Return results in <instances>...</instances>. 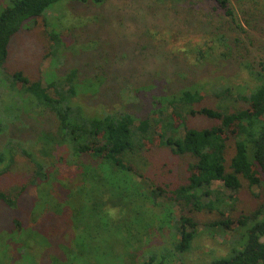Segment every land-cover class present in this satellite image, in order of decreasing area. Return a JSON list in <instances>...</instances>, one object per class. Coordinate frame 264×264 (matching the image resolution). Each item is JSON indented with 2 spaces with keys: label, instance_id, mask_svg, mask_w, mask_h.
I'll return each instance as SVG.
<instances>
[{
  "label": "rangeland",
  "instance_id": "1",
  "mask_svg": "<svg viewBox=\"0 0 264 264\" xmlns=\"http://www.w3.org/2000/svg\"><path fill=\"white\" fill-rule=\"evenodd\" d=\"M192 1V5L189 2L176 5L171 0H105L95 5L59 0L41 16L31 18L21 25L13 35L9 42L8 57L0 72V156H3L0 167H7L5 173L0 175V191L14 200L15 205L8 206L0 201V264H28L20 257L22 250L19 248L23 243H17L18 239L15 240L16 235H13L24 230L37 232L45 238L44 244H39L36 237H21L28 254L35 258V263L52 264L53 259L62 261L65 253L78 248L74 245L78 229H74L71 221L73 212L66 206L60 212L48 208L39 209L42 208L37 207L39 194L44 192H36L35 186L27 185L35 169L33 161L44 163L49 169V193L62 202L69 193L68 182L73 181L74 184L76 169L61 161V157L57 158L64 153V147L49 144L47 139H42L43 134H47L50 140L55 135L57 127L53 117L49 112L35 108L32 97L23 92L22 86L13 82L11 76L21 71L29 81H44L45 77L50 79L56 76L60 79L72 68H78L82 81H100L103 84L98 93L87 97L86 101L82 94L75 99L89 115H100L103 111L123 106L125 110L139 116L144 113V97L160 99L164 93L196 84L200 85V91L208 92L218 86H230L238 94L249 92L253 81L244 70L238 69L237 64L231 60L221 57L215 59L221 46L212 33L218 31L220 23L224 24L218 16L220 13L211 11V0ZM230 1L239 18L243 19L241 4L237 3L239 0ZM257 1H251L253 7L250 3L254 13L264 9V0ZM10 2L0 0V12ZM242 27L251 33L246 23H242ZM220 30H225L229 41L230 35H236L225 27ZM260 30L264 31V26ZM52 31L60 35L61 40L57 44L62 43L58 56L49 54L57 45L49 36ZM238 35L241 39L245 38L241 31ZM256 37L264 40L259 32ZM263 49V44L260 47L257 45L256 50L251 49L250 56L256 59L264 56ZM234 56L237 55L234 53ZM55 58L57 61L52 62ZM176 73L179 80H173V74ZM125 85H130L133 93L122 92ZM146 86L149 89L141 92V98H138L141 90L138 88ZM200 94L204 95V92ZM206 102L226 112L247 105L236 99L235 95L221 97L217 102L214 98L206 97ZM152 108L153 104H149L147 109L151 111ZM166 114V117H160L159 122L171 112ZM170 118L173 124L180 125L176 117ZM186 119L197 128L214 123L199 115L194 118L188 116ZM179 133H183L181 128ZM10 139L13 141L9 145L7 142ZM146 153L147 158H142L141 171L150 180L165 183L186 176L188 158L174 156L161 148H152ZM220 186V181H213V188ZM225 193L231 195L230 192ZM259 194L260 190L256 186L243 190L239 202L233 197L227 198L221 210L226 213L235 206L237 213L240 208L256 205ZM156 199L153 205L150 203L145 215L152 221L147 225L148 230L139 235L135 233L137 245L128 243L116 230L107 229L103 238L112 243L107 247L115 243L119 247H115L112 252L106 251L104 246L108 258L102 257L99 260L97 256L102 251L100 245L99 254H92L99 263L89 264H145L151 255L162 257V264H207L212 258L227 253L233 231L227 228L220 236L206 230L203 223L216 217L203 212L195 216L199 223L190 250L180 255L175 253L172 250L174 233L180 234L177 231L178 209L173 208L172 215L166 217L165 209L159 205L161 200ZM107 212L110 218L118 217L116 209ZM144 223L141 222L139 228ZM131 228L133 233L136 232L137 224ZM125 233L123 236L127 235ZM121 241L126 243V248H121ZM261 241L264 242V237ZM117 253L119 260H114ZM68 259L69 256L66 264H74ZM76 262L88 264L81 260Z\"/></svg>",
  "mask_w": 264,
  "mask_h": 264
},
{
  "label": "trees",
  "instance_id": "2",
  "mask_svg": "<svg viewBox=\"0 0 264 264\" xmlns=\"http://www.w3.org/2000/svg\"><path fill=\"white\" fill-rule=\"evenodd\" d=\"M58 1L11 0L1 10L0 72L8 57L9 42L21 25L31 18L41 16ZM66 1L100 5L105 0ZM251 1L258 3L257 0ZM251 1L237 2L241 4L243 19H240L230 0H211V11L220 13L218 16L224 21L217 29L219 32L212 33L221 46L215 59L221 57L231 60L237 64L238 69L248 74L253 85L245 94L234 92L230 86H218L208 92L200 91V85L196 84L164 93L160 99L144 97V113L139 116L125 110L123 106L103 111L100 115H89L75 99L82 94L86 101L89 96L96 95L103 84L100 81H82L78 68H72L60 79L54 75L56 78L45 77L44 81H29L21 71L11 76L13 82L22 86L23 92L32 97L35 108H41L53 117L57 127L55 135L50 140L47 134H43L42 139H47L49 144L64 147V153L57 158L61 157V161L76 169L74 184L73 181L68 182L69 193L62 202L49 193V169L44 163L33 161L35 169L27 184L35 186L36 192H44L39 194L37 207H42L39 209L48 208L60 212L66 206L73 212L71 221L74 229H78L74 245L78 248L72 249L76 252L65 253L62 261L53 259L52 264H66L68 256V260L74 264L79 260L88 264L99 263L92 254H99L100 245L102 251L97 258H108L105 249L114 252L119 245L115 246L118 244L115 243L107 247L112 244L103 238L107 229L116 230L128 243L137 245L135 233L139 235L145 232L149 227L147 225L152 223L146 217V212L150 203H155L154 198L161 200L159 205L165 209L166 217L172 215L173 208L178 209L177 231L180 234L174 233L172 250L175 253L180 255L190 250L199 223L195 216L203 212L216 217L203 223L206 230L220 236L227 228L233 231L227 253L212 258L207 264H264V242L261 241L264 237V56L257 59L250 56L251 49L256 50L257 45H264V40L256 37L259 32L264 38V31L260 30L264 26V9L263 12H252ZM171 2L176 5L181 2L194 4L192 0ZM242 23L251 28V33L243 29ZM223 27L236 34L230 35V41L225 30H220ZM239 31L245 35L244 39L238 35ZM49 36L54 44L61 40L56 31L50 32ZM61 45V42L57 44L49 54L58 56ZM55 61L57 58L52 60ZM173 76V80H179L177 73ZM130 89V85H125L122 92L133 93ZM138 89H141L138 94V98H141V92L149 89V86ZM200 92H204V95ZM234 95L247 104L245 108L226 112L204 103L206 97L214 98L217 102L221 97ZM149 104H153L151 111L147 109ZM168 111L171 114L159 122L160 117H166ZM145 112L150 114L144 115ZM198 115L214 123L202 128L191 126L186 118ZM170 117H176L180 125L173 124ZM180 128L182 134L179 133ZM12 141L10 139L7 143L10 145ZM152 148H161L174 156L188 158L186 176L165 183H157L145 177L141 171L142 158L146 159V152ZM31 157L34 158L33 155ZM2 162L3 156H0V166ZM6 168L0 167V175L5 173ZM216 180L220 181L221 186L213 188L212 183ZM254 186L260 190V194L258 203L251 205L252 208H240L237 213L235 206L226 213L221 210L227 198L233 197L239 202L242 191ZM0 201L8 206L15 205L14 200L1 191ZM113 209L117 210V218L108 215L107 210ZM141 222L146 223L139 228ZM135 223L138 229L135 228L136 232L133 233L131 227ZM124 233L127 235L123 236ZM13 235H16L14 239H18L17 243H23L19 248L22 250L21 259L28 264H38L28 254L21 237H36L39 244H44L45 238L31 230L20 231L18 234L15 232ZM121 242V248H126V243ZM118 255L114 260H119ZM146 261L145 264H162V257L151 255Z\"/></svg>",
  "mask_w": 264,
  "mask_h": 264
}]
</instances>
